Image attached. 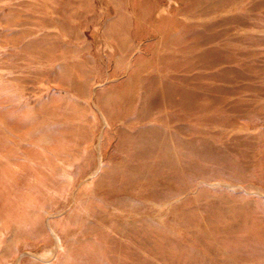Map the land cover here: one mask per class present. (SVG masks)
<instances>
[{"label": "rangeland", "instance_id": "rangeland-1", "mask_svg": "<svg viewBox=\"0 0 264 264\" xmlns=\"http://www.w3.org/2000/svg\"><path fill=\"white\" fill-rule=\"evenodd\" d=\"M0 264H264V0H0Z\"/></svg>", "mask_w": 264, "mask_h": 264}]
</instances>
